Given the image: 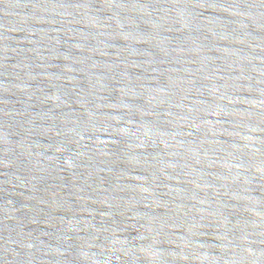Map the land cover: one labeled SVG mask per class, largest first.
I'll use <instances>...</instances> for the list:
<instances>
[{
  "label": "water",
  "instance_id": "1",
  "mask_svg": "<svg viewBox=\"0 0 264 264\" xmlns=\"http://www.w3.org/2000/svg\"><path fill=\"white\" fill-rule=\"evenodd\" d=\"M0 264H264V0H0Z\"/></svg>",
  "mask_w": 264,
  "mask_h": 264
}]
</instances>
